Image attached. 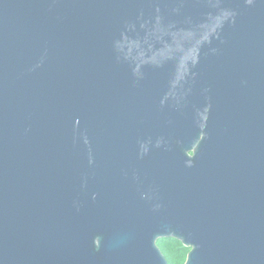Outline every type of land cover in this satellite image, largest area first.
<instances>
[{"label":"water","instance_id":"obj_1","mask_svg":"<svg viewBox=\"0 0 264 264\" xmlns=\"http://www.w3.org/2000/svg\"><path fill=\"white\" fill-rule=\"evenodd\" d=\"M264 264V0H0V264Z\"/></svg>","mask_w":264,"mask_h":264},{"label":"trees","instance_id":"obj_2","mask_svg":"<svg viewBox=\"0 0 264 264\" xmlns=\"http://www.w3.org/2000/svg\"><path fill=\"white\" fill-rule=\"evenodd\" d=\"M157 246L165 257L167 264H184L189 247L184 246L173 237L160 238Z\"/></svg>","mask_w":264,"mask_h":264}]
</instances>
